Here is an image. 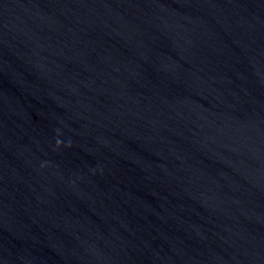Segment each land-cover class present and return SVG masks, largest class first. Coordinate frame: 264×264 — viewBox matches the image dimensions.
I'll list each match as a JSON object with an SVG mask.
<instances>
[{
	"label": "water",
	"instance_id": "obj_1",
	"mask_svg": "<svg viewBox=\"0 0 264 264\" xmlns=\"http://www.w3.org/2000/svg\"><path fill=\"white\" fill-rule=\"evenodd\" d=\"M0 264H264V0H0Z\"/></svg>",
	"mask_w": 264,
	"mask_h": 264
}]
</instances>
